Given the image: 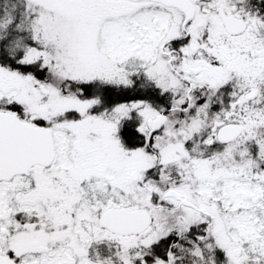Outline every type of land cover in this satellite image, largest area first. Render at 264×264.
I'll return each mask as SVG.
<instances>
[{"label": "snow or ice", "instance_id": "1", "mask_svg": "<svg viewBox=\"0 0 264 264\" xmlns=\"http://www.w3.org/2000/svg\"><path fill=\"white\" fill-rule=\"evenodd\" d=\"M0 264H264V0H0Z\"/></svg>", "mask_w": 264, "mask_h": 264}]
</instances>
